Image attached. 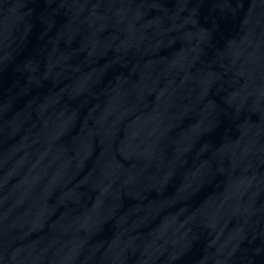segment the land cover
<instances>
[{
	"label": "water",
	"instance_id": "obj_1",
	"mask_svg": "<svg viewBox=\"0 0 264 264\" xmlns=\"http://www.w3.org/2000/svg\"><path fill=\"white\" fill-rule=\"evenodd\" d=\"M0 264H264V0H46Z\"/></svg>",
	"mask_w": 264,
	"mask_h": 264
}]
</instances>
